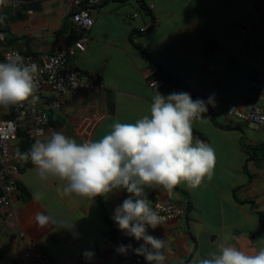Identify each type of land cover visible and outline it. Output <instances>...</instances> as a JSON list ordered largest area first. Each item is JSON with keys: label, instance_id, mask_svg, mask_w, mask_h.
<instances>
[{"label": "crops", "instance_id": "0c3cea01", "mask_svg": "<svg viewBox=\"0 0 264 264\" xmlns=\"http://www.w3.org/2000/svg\"><path fill=\"white\" fill-rule=\"evenodd\" d=\"M5 1L0 3L7 11L10 41L3 42L1 51L19 49L41 60L76 40L70 19L74 7L65 0H35L21 11ZM140 1L146 11L138 9L139 0H101L92 9L87 45L69 54L67 63L81 75L93 76L99 87L67 91L58 108L47 110L41 139L61 131L78 143L98 140L115 122L134 123L149 113L158 91H173L167 74L193 99L214 94L215 104L193 124L194 138L215 150L211 174L194 188L185 183L171 190L147 187V198L169 197L184 207L179 217L150 234L166 241L165 264H192L194 257L215 251L225 237L226 244L251 253L264 246V134L256 123L229 115L227 107L236 103L264 109V0ZM154 78L163 84L150 87ZM16 184L15 215L0 219L3 264H16L17 253L30 240L64 264L104 263L120 230L111 219L113 210L130 194L66 195L63 181L41 180L33 165L17 175ZM38 211L65 218L74 227L39 226ZM17 231L23 233L18 240ZM87 250L94 252L91 259L83 256Z\"/></svg>", "mask_w": 264, "mask_h": 264}, {"label": "clouds", "instance_id": "9594fccd", "mask_svg": "<svg viewBox=\"0 0 264 264\" xmlns=\"http://www.w3.org/2000/svg\"><path fill=\"white\" fill-rule=\"evenodd\" d=\"M37 72V64L26 63L18 52H11L0 62V106L18 104L30 97L34 100ZM214 104V94L204 100L193 99L186 91L167 95L158 91L148 114L134 123H113L98 140L78 143L56 131L50 137L36 139L29 151L17 155L21 160H30L41 180L63 181L66 195L94 199L125 190L130 195L115 207L111 219L121 231L143 243L135 248L121 244L116 251L127 254L131 249L147 264H165L166 241L148 233L149 228L160 225L163 217L152 206L145 189L163 186L171 190L180 183L194 188L211 174L215 150L194 138L193 124ZM39 197L34 193V198ZM35 221L39 226L74 227L65 218L39 211ZM225 239L206 257H194L192 264H264V246L249 253L226 244ZM83 256L91 259L94 252L87 250Z\"/></svg>", "mask_w": 264, "mask_h": 264}, {"label": "built area", "instance_id": "2783aa9c", "mask_svg": "<svg viewBox=\"0 0 264 264\" xmlns=\"http://www.w3.org/2000/svg\"><path fill=\"white\" fill-rule=\"evenodd\" d=\"M74 10L70 15L72 28L78 32V37L68 48H57L45 54L41 60L34 55L19 49H2L0 62L5 61L11 52H18L24 57L26 63L35 62L38 72L35 77V99L31 97L21 103L12 104L7 107L0 106V219L3 216L8 219L14 217L13 198L17 193L16 179L19 174L16 168L18 160L17 135L23 130L29 139H41L45 135L48 124V109L58 108L63 96L69 90L77 91L85 89L89 92L95 91L99 84L91 75H81L72 69L67 63V56L74 51H83L87 45V30L93 25L94 17L92 9L100 6L101 0H65ZM15 9L21 10L22 0L5 1ZM31 13L30 9L26 10ZM144 28H141V31ZM5 36L0 32V41L4 42ZM163 84L158 78L149 80L152 88ZM48 91L51 96L47 98L44 93ZM174 91L181 92L186 89L177 87ZM187 92V91H186ZM227 113L243 121H250L263 131L264 134V109L241 107L236 103H230ZM42 130V132L40 131ZM154 208L163 217L160 224L179 217L183 213V205L169 197H148ZM152 228L148 229L150 234ZM17 233V240L20 233ZM143 241H137L129 237L125 232L119 230L118 237L109 245L107 256L103 264H147L143 256L136 255L131 249L127 254L116 251L121 244H131L133 248L138 247ZM16 264H64L48 255L46 251L35 240H30L25 249L19 251L16 256Z\"/></svg>", "mask_w": 264, "mask_h": 264}, {"label": "trees", "instance_id": "16d2710c", "mask_svg": "<svg viewBox=\"0 0 264 264\" xmlns=\"http://www.w3.org/2000/svg\"><path fill=\"white\" fill-rule=\"evenodd\" d=\"M22 1H24L23 6H22V9H24V8H26V6L33 3V1H35V0H22ZM139 2H140L139 3L140 8L146 11L148 9L147 5L140 0H139ZM19 11H21V10H19ZM6 12L7 11L3 9V7L1 6V3H0V18H2V21H3V22H0V32H2L4 34L5 39H8V40H4V41H6V43H8L10 41V36L8 35L9 29L7 27V18L5 17ZM148 29H150V28H148ZM148 29H147V31H148ZM71 35L74 36V38L76 39V37L78 36V32L74 28H72L71 29ZM2 45H3V42L0 41V53H1V46ZM137 48L141 50V53L144 56H146L147 58H150L149 53L146 51V49L144 47L137 45ZM166 77L172 82V85H173L172 90L174 91L177 84H178L177 80L170 78V76L168 74ZM34 142H35L34 140H31L28 138V136L26 135V133L23 130H19L18 135H17L18 152L23 153V152L29 151ZM247 151H249V150L247 149ZM30 166H32V163L30 162V160H21L20 158H18V160L16 162V168H17L19 173H21L24 169H26ZM0 256H1V250H0Z\"/></svg>", "mask_w": 264, "mask_h": 264}, {"label": "rangeland", "instance_id": "374dc122", "mask_svg": "<svg viewBox=\"0 0 264 264\" xmlns=\"http://www.w3.org/2000/svg\"><path fill=\"white\" fill-rule=\"evenodd\" d=\"M136 7H138V6L136 5ZM138 9L140 10L141 8L138 7ZM16 185H17V184H16ZM2 261H4V260H0V264H3Z\"/></svg>", "mask_w": 264, "mask_h": 264}]
</instances>
